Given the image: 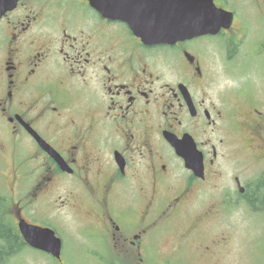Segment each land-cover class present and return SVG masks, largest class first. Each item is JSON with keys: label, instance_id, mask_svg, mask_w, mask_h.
<instances>
[{"label": "flooded vegetation", "instance_id": "flooded-vegetation-1", "mask_svg": "<svg viewBox=\"0 0 264 264\" xmlns=\"http://www.w3.org/2000/svg\"><path fill=\"white\" fill-rule=\"evenodd\" d=\"M126 1L0 0V226L17 238L0 239V264L25 248L76 264L60 227L84 264H208L230 239L212 228L264 216V30L247 19L264 0H213V32L155 43L130 22L161 14ZM21 221L53 229L60 257ZM174 222L173 251L148 258Z\"/></svg>", "mask_w": 264, "mask_h": 264}, {"label": "rangeland", "instance_id": "rangeland-1", "mask_svg": "<svg viewBox=\"0 0 264 264\" xmlns=\"http://www.w3.org/2000/svg\"><path fill=\"white\" fill-rule=\"evenodd\" d=\"M260 3L264 9V2L260 1ZM250 10L251 9H249V11ZM252 10L253 12L250 11L251 13L248 14L247 17L249 23L259 30H264V11L256 7H253ZM252 45V47H254L255 44ZM7 152L9 154L11 153L9 150H7ZM11 159L12 158L8 155L2 160V165L0 166L2 179L8 178V174L11 171ZM206 204L209 205V203ZM230 220L232 221L231 226H226L220 229L212 228L211 232L206 234L207 240L210 236L212 240L216 237L228 234L227 236L230 237L229 245H220L219 247L213 248L212 252L207 254L204 260H207L208 264H264V216H247L246 218H242L241 213L239 212ZM177 222L179 223V221ZM177 222H174L172 225H167L168 227L165 226L167 229L164 230L162 238L158 242V250L155 249V251H148V258L161 259L173 251V245L178 241L177 228H179V225H177ZM225 230H228V233ZM70 233L71 230L68 227L66 229L61 227L57 229V234L65 241L68 254L71 253L69 255L78 259L76 260V264H84L83 260H85L86 256L83 252L80 253L79 251L73 250V239L70 240ZM184 252L187 255V250ZM23 255V257H19L24 260L21 264H55V262L49 260L44 255L29 248L24 249ZM87 258L91 261L94 259L92 256H87ZM191 258L192 256L189 254L187 261L186 258H182L180 259V262L176 264H191V262H189ZM191 260L193 261V259ZM204 264H206V262Z\"/></svg>", "mask_w": 264, "mask_h": 264}, {"label": "water", "instance_id": "water-1", "mask_svg": "<svg viewBox=\"0 0 264 264\" xmlns=\"http://www.w3.org/2000/svg\"><path fill=\"white\" fill-rule=\"evenodd\" d=\"M126 0H114V13L128 11ZM125 6V7H124ZM144 12L154 18L153 14H161L162 23L159 25H139L130 22L134 33L141 36L146 43L168 42L191 37L206 31L213 32L218 28V19L224 10L218 9L213 0H145ZM139 2L131 4V12H138ZM219 14V15H218ZM167 18L175 20L168 23ZM133 20V18H131ZM205 22V24H202ZM20 228L25 240L32 246L43 249L60 257L62 240L53 230L32 226L25 221L20 222Z\"/></svg>", "mask_w": 264, "mask_h": 264}, {"label": "trees", "instance_id": "trees-1", "mask_svg": "<svg viewBox=\"0 0 264 264\" xmlns=\"http://www.w3.org/2000/svg\"><path fill=\"white\" fill-rule=\"evenodd\" d=\"M0 239H2L6 244L12 245L17 242L16 236L11 233L10 227L3 224V226H0ZM1 253H8V251H2Z\"/></svg>", "mask_w": 264, "mask_h": 264}]
</instances>
